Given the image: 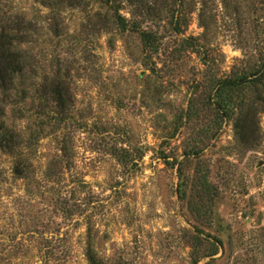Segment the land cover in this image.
Returning <instances> with one entry per match:
<instances>
[{"label": "rangeland", "instance_id": "374dc122", "mask_svg": "<svg viewBox=\"0 0 264 264\" xmlns=\"http://www.w3.org/2000/svg\"><path fill=\"white\" fill-rule=\"evenodd\" d=\"M141 1L111 3L156 52L106 0H0L25 63L0 97L19 144L0 146V264H264V104L243 143L211 100L263 59L264 0H185L182 35Z\"/></svg>", "mask_w": 264, "mask_h": 264}, {"label": "trees", "instance_id": "16d2710c", "mask_svg": "<svg viewBox=\"0 0 264 264\" xmlns=\"http://www.w3.org/2000/svg\"><path fill=\"white\" fill-rule=\"evenodd\" d=\"M112 0H106L107 5H114ZM132 5L141 4V0H128ZM263 6V5H262ZM114 23L122 31H131L139 35L144 47L157 51L159 41L157 36L146 30H141L138 22H128L119 15V7L114 5ZM152 15L161 17L162 12L166 19L170 20L172 30L177 35H182L183 27L186 26L185 0H164L163 10L152 9ZM203 14V10H202ZM202 16L200 15V18ZM1 22V19H0ZM131 25L129 26V24ZM202 24V23H201ZM202 27L207 31L206 25ZM0 97H7L9 91L16 87V80L24 73V56L20 50L23 43V37L19 36V30H8L0 28ZM191 48L197 54L203 56V65H208L210 52L202 46L195 38H185L179 52ZM234 69V68H233ZM231 70L224 78H218L213 85L214 96L211 100L216 103L218 112H221L223 118L234 122V129L239 140L243 143L253 141L256 135L258 124L256 122L257 106L264 104V55L258 66L251 70ZM60 92V91H59ZM60 96V94H57ZM256 129V130H255ZM0 131V146L4 151L10 154L15 153L18 142L15 134L5 128ZM17 173L22 175V171ZM90 264H98V260L92 252L88 253Z\"/></svg>", "mask_w": 264, "mask_h": 264}]
</instances>
